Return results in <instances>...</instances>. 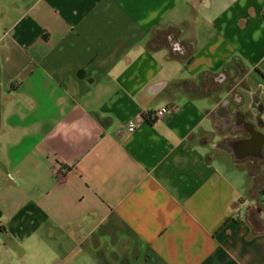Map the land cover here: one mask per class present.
<instances>
[{
    "label": "crops",
    "instance_id": "1",
    "mask_svg": "<svg viewBox=\"0 0 264 264\" xmlns=\"http://www.w3.org/2000/svg\"><path fill=\"white\" fill-rule=\"evenodd\" d=\"M221 75L254 120L264 0H0V240L19 264H264V162L216 138Z\"/></svg>",
    "mask_w": 264,
    "mask_h": 264
},
{
    "label": "flooded vegetation",
    "instance_id": "2",
    "mask_svg": "<svg viewBox=\"0 0 264 264\" xmlns=\"http://www.w3.org/2000/svg\"><path fill=\"white\" fill-rule=\"evenodd\" d=\"M227 96L219 105L216 114L223 116L219 119L217 129V137L220 140H225V151L228 153V147L232 157L237 161L241 160L250 168L251 160L264 162V143L263 148L259 152L260 136L255 133L248 122L255 124L256 129L264 125L261 116L264 113V106L259 102L257 97H253V108L256 110L254 120H251V115L244 111L246 100L241 93H238L237 78L227 77ZM257 124V125H256ZM207 143V142H206ZM212 150H220L221 145L218 142L208 145ZM264 215V211L262 212Z\"/></svg>",
    "mask_w": 264,
    "mask_h": 264
},
{
    "label": "rangeland",
    "instance_id": "3",
    "mask_svg": "<svg viewBox=\"0 0 264 264\" xmlns=\"http://www.w3.org/2000/svg\"><path fill=\"white\" fill-rule=\"evenodd\" d=\"M248 105H249V99H247V104L245 105V109L248 107ZM0 246H1L0 264H19L18 262L19 249L16 244H14L10 239L2 238L0 240ZM30 252H32L31 249ZM32 262H33L32 258L25 259L26 264H31Z\"/></svg>",
    "mask_w": 264,
    "mask_h": 264
},
{
    "label": "built area",
    "instance_id": "4",
    "mask_svg": "<svg viewBox=\"0 0 264 264\" xmlns=\"http://www.w3.org/2000/svg\"><path fill=\"white\" fill-rule=\"evenodd\" d=\"M167 113H168V108L164 107L154 113H151L150 116L152 119H159V118L164 117ZM137 126H138L137 122L132 121L128 125V130L130 132H134L137 129ZM62 170L67 171V168L62 167Z\"/></svg>",
    "mask_w": 264,
    "mask_h": 264
},
{
    "label": "water",
    "instance_id": "5",
    "mask_svg": "<svg viewBox=\"0 0 264 264\" xmlns=\"http://www.w3.org/2000/svg\"><path fill=\"white\" fill-rule=\"evenodd\" d=\"M225 78H226L225 75H221L218 79H219V81L223 82V81L225 80ZM248 123H249V125L252 127V129L255 131V133H257V134L260 136L261 142H260V145H259L258 148H257L258 151L260 152V151L262 150V148H263L264 136H263L262 133H260V132L256 129V127H255V125H254L253 123H251V122H248Z\"/></svg>",
    "mask_w": 264,
    "mask_h": 264
}]
</instances>
